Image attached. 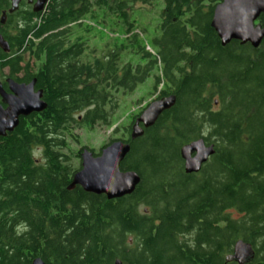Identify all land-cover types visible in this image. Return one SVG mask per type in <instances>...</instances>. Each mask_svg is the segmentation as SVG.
<instances>
[{
	"label": "trees",
	"instance_id": "obj_1",
	"mask_svg": "<svg viewBox=\"0 0 264 264\" xmlns=\"http://www.w3.org/2000/svg\"><path fill=\"white\" fill-rule=\"evenodd\" d=\"M151 1L48 0L40 13L24 7L0 24L9 47V53L0 49V80L35 79L47 106L0 138V264L35 258L47 264H235L226 259L239 240L254 250L247 264H264L262 47L220 45L210 25L218 0H161L150 45L130 17L136 4ZM7 7L0 0V18ZM109 15L122 34L111 33L96 55L85 39L94 27L89 19L104 22ZM256 23L264 25V17ZM131 53L136 62L128 60ZM150 76V95H174L176 103L133 140L134 120L148 103L123 122L119 97ZM96 126L119 134L108 145L130 146L120 165L140 177L130 196L108 201L81 189L68 192L67 176L58 174L68 169L59 163L79 161L87 149L66 154L72 131ZM199 139L215 153L187 175L180 152ZM30 209L78 211L70 222L78 220L76 228L19 237L14 226L31 219Z\"/></svg>",
	"mask_w": 264,
	"mask_h": 264
},
{
	"label": "water",
	"instance_id": "obj_2",
	"mask_svg": "<svg viewBox=\"0 0 264 264\" xmlns=\"http://www.w3.org/2000/svg\"><path fill=\"white\" fill-rule=\"evenodd\" d=\"M21 0H10L11 8L8 13L13 14L18 9ZM214 7L211 28L216 33L220 45L227 46L235 41L241 45L249 44L253 49L262 47L264 51V25L256 24L258 18L264 17V0H218ZM48 0H37L32 12L38 14L43 11ZM32 3V0H28ZM5 14H2L0 23H4ZM0 49L9 52V47L0 36ZM8 93L0 85V138L12 133L19 124L20 118L32 114H39L46 109L42 99V91H35V79L28 84H19L7 80ZM176 97L166 96L155 100L134 120L130 137L133 140L141 138L144 130L155 125L159 117L174 107ZM4 106V107H3ZM130 151L127 143L113 142L100 149L98 156L88 150L80 154V170L74 174L68 191L78 186L90 195L104 196L108 201H114L130 196L140 183V177L135 172H122L120 165ZM215 153L213 145H206L202 139L194 141L181 149L184 162V173L196 174L203 164ZM254 257L252 246L242 240L237 241L233 253L226 259L228 263L247 264ZM32 264H44L35 259ZM114 264H121L116 260Z\"/></svg>",
	"mask_w": 264,
	"mask_h": 264
},
{
	"label": "rangeland",
	"instance_id": "obj_3",
	"mask_svg": "<svg viewBox=\"0 0 264 264\" xmlns=\"http://www.w3.org/2000/svg\"><path fill=\"white\" fill-rule=\"evenodd\" d=\"M163 6L161 0L151 1L149 5L136 4L134 6L130 21L133 22L135 33H137L143 40L151 45L150 39L152 33H157V26L160 23V14ZM90 20V24L94 26L90 33L86 35L85 39L88 40V47L90 50H95L96 55L106 49L105 45L107 41L112 37L111 33L122 34L120 27H114L113 16H107L104 22L101 20ZM113 35V34H112ZM112 40V39H110ZM128 60L133 62L137 61L138 55L127 54ZM154 79L150 76L145 80L143 84H140L135 92L127 97H119L120 108L117 112V116L125 122L124 116L128 114H136L141 107L145 104L153 102L155 95L151 96ZM73 138L69 137V149L70 153L66 152L67 155L73 156V153L79 149L86 147L88 150L96 151L97 154L104 144L109 143L110 139L119 138V134L111 137V131L100 126H96L92 130L76 129L72 131ZM108 145V144H107ZM36 159H40V153L38 150L34 151ZM78 160H73L77 162ZM234 218L238 216L231 212Z\"/></svg>",
	"mask_w": 264,
	"mask_h": 264
},
{
	"label": "flooded vegetation",
	"instance_id": "obj_4",
	"mask_svg": "<svg viewBox=\"0 0 264 264\" xmlns=\"http://www.w3.org/2000/svg\"><path fill=\"white\" fill-rule=\"evenodd\" d=\"M36 1L37 0H32V3L30 4V3H28V0H21L19 5H18L17 11L22 10V8H24V7L26 9H30L32 11L33 5L36 3ZM6 2H8V7L6 9L2 10V14H5L4 23L3 24L0 23L2 27H4L6 24L5 21H6L7 15H13L14 13L17 12V11H15L13 14H9L8 11L11 8V2H10V0H6ZM218 2H217V4H218ZM2 14H1V17H2ZM0 20H1V18H0ZM255 50H257V49H255ZM258 50H261L264 53L263 49H258ZM36 70H37V68L35 69V71ZM7 80H12L14 82H16V81L13 78H9V77H4V78H2V80H0L1 87H3V85L6 86V90H4L3 88L2 89L8 93L9 92L8 86L6 84ZM16 83H18V82H16ZM19 84H21V83H19ZM35 91H36V89H35ZM155 100H157V94H155V98L153 101H155ZM36 164L43 165L45 163L41 162V161H37ZM59 165L63 166V167H68L67 170H60L58 172V174L67 176V179H68L69 185H70L72 182L74 174H76L80 170V160L77 162L59 163ZM183 166H184V162H183ZM75 189L79 190L81 188L76 186V187H74V189H72L68 192H73ZM76 212H78V211H75V210L73 211L71 209H67L65 211V213L61 212L60 210L58 211L55 209H50V210H47L46 214H44L42 210L30 209L29 213L31 214V219L30 220L25 219L23 221H20L19 223H18L19 220L16 221V224H15L13 230L17 233V235H19V237H21L23 234H26V233H32V232L36 233V232H40L41 230L42 231H71L73 229L72 227L76 228V223L78 222V220H76V223H74L73 225H70V222L72 221L71 220L72 219L71 214H75ZM54 221L56 223L57 222L58 223L55 224V223H53ZM1 255H2V253H0V257H1ZM35 259H40L42 262H44V264H47L41 258H35ZM0 261H1V258H0Z\"/></svg>",
	"mask_w": 264,
	"mask_h": 264
}]
</instances>
